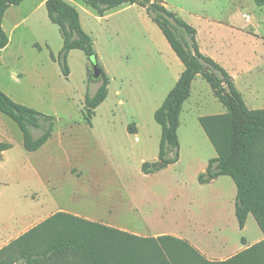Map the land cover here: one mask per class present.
<instances>
[{
	"label": "rangeland",
	"instance_id": "1",
	"mask_svg": "<svg viewBox=\"0 0 264 264\" xmlns=\"http://www.w3.org/2000/svg\"><path fill=\"white\" fill-rule=\"evenodd\" d=\"M41 1L24 0L9 7L3 18L9 43L0 50V91L16 103L53 116L55 126L40 151L27 152L17 125L0 113V141L12 145L0 159V224L28 211L17 200L21 193L31 190L35 197L44 193L33 173L37 169L56 185L50 187L56 203L70 210L80 205L92 209L101 203L102 191H112L110 201L116 202L125 190L131 203L139 204V196L150 197L165 214L162 229L180 232L189 217L204 219L224 208L231 243L241 236L253 241L260 234L254 219L250 217L241 232L229 203L211 202L197 182L215 156L198 118L225 112L204 80L193 81L179 116L178 161L155 173L141 172L143 162L157 160L160 127L154 111L183 69L145 10L123 5L98 17L84 0H65L77 9L98 64L110 78L108 96L96 108L89 127L80 111L84 97L96 91L101 79L92 77L90 60L79 50L68 53L69 75L63 76L50 58L52 54L57 59L62 39L44 6H39ZM162 1L198 31L202 49L207 48L235 78L250 72L258 77V85H264V5L258 7L252 0ZM129 125L134 133H129ZM31 132L34 137L40 134ZM225 180L234 186L230 178Z\"/></svg>",
	"mask_w": 264,
	"mask_h": 264
},
{
	"label": "trees",
	"instance_id": "2",
	"mask_svg": "<svg viewBox=\"0 0 264 264\" xmlns=\"http://www.w3.org/2000/svg\"><path fill=\"white\" fill-rule=\"evenodd\" d=\"M24 0H0V50L9 38L2 28L5 12ZM261 7L264 0H252ZM98 16L123 5L143 8L159 28L174 52L183 71L153 114L160 127L158 155L155 162H143L141 172L155 173L178 161L177 130L183 103L188 99L196 76L209 85L212 95L225 112L201 116L198 123L212 145L211 158L200 184L219 176L229 177L236 188L234 215L241 230L251 215L264 236V109L250 110L230 74L210 57L199 51L196 30L177 13L167 9L162 0H84ZM49 21L56 25L62 39L57 62L63 76L69 75L67 55L81 51L95 57L93 41L81 27L77 9L65 0H44ZM99 65V64H98ZM100 84L92 95H86L81 108L84 123L91 127L96 108L108 94L109 78L99 65ZM208 68L210 73L203 70ZM0 113L11 119L22 135L27 152L40 149L51 137L55 118L14 102L0 91ZM39 130L34 137L31 130ZM129 133L133 127H127ZM12 148L0 141V157ZM0 264H264V239L223 262L207 261L186 241L171 236L143 238L100 223L57 212L33 226L0 248Z\"/></svg>",
	"mask_w": 264,
	"mask_h": 264
},
{
	"label": "crops",
	"instance_id": "3",
	"mask_svg": "<svg viewBox=\"0 0 264 264\" xmlns=\"http://www.w3.org/2000/svg\"><path fill=\"white\" fill-rule=\"evenodd\" d=\"M40 5L44 6V0L39 3V6ZM3 27L4 25L2 20V28ZM196 41L198 43L199 51L203 55L210 57L225 69V67L219 60H217L213 55L207 53V48H205V50L202 49L200 43L198 42V31H196ZM225 70L227 71V69ZM182 71L183 69L176 77V81ZM228 73L232 77L233 83L237 90L240 92L247 108L250 110L264 109V85H258L256 81L258 77L252 76L250 72H245L241 73L239 79H237L230 72ZM196 79L202 78L198 75L193 81H195ZM192 83L189 97L183 103V105L190 99L192 93ZM48 141L37 151H40L48 143ZM9 150L3 152L0 159L4 160ZM205 169L200 172V174L204 173ZM5 173H2V176L7 177ZM33 173L36 174V176L39 178V184L43 186L42 192L44 193H41V196L38 194V197H35L36 192L29 190L28 192L21 193L17 197L18 202L25 204V206H28L29 209L22 214H19L17 216L14 215V217H12L8 222L0 224V248L57 212L68 213L85 220L100 223L143 238H158L160 236L175 237L180 240L186 241L194 250H196L200 255H202L207 261L210 262L226 261L230 257L246 250L250 246L264 239L263 234L260 232V234H258L251 242L248 241L245 236H241L237 242L235 240L234 244H232L229 236H227L225 232L227 218L224 214V208L220 211L216 210L214 215L206 217L204 219L194 220L193 218L191 219L189 217L185 222L186 228L184 230H181L180 232H171L162 229L160 226L164 223L162 218H164L165 214L161 210L156 208V204L149 200L150 197L139 196V204H135L134 201L133 203H131L129 201V199L131 198L130 193L126 192L125 190L121 192V200H118L116 202L110 201L112 199L110 195L112 191H102L101 203H98V205L96 206H92V209L90 208V210L86 211L87 209L84 210V207L80 205L79 207L76 206L74 210H70V208H65L63 205L56 203L54 198V191H52L50 188L51 185H53V187H56V185L51 181L50 176L48 174L39 175L37 169H33ZM225 177L227 176H219L207 183H198L201 187H203L204 191L208 193L207 198H209L211 202H214L216 205H227V203H229L231 213H234L236 188L235 185L232 186L231 184H229V182L225 180ZM1 183L2 182L0 179V184ZM228 194L229 200L226 198V195ZM250 217L252 216L249 215L247 217L244 227L240 230L241 232H244L246 230L247 224L250 221Z\"/></svg>",
	"mask_w": 264,
	"mask_h": 264
},
{
	"label": "water",
	"instance_id": "4",
	"mask_svg": "<svg viewBox=\"0 0 264 264\" xmlns=\"http://www.w3.org/2000/svg\"><path fill=\"white\" fill-rule=\"evenodd\" d=\"M89 60H90L91 68H92V77L94 79H99L101 76V71H100L96 56ZM203 72L210 73V70L208 68H205Z\"/></svg>",
	"mask_w": 264,
	"mask_h": 264
},
{
	"label": "built area",
	"instance_id": "5",
	"mask_svg": "<svg viewBox=\"0 0 264 264\" xmlns=\"http://www.w3.org/2000/svg\"><path fill=\"white\" fill-rule=\"evenodd\" d=\"M243 17H244L245 20L249 21V16L243 15Z\"/></svg>",
	"mask_w": 264,
	"mask_h": 264
}]
</instances>
